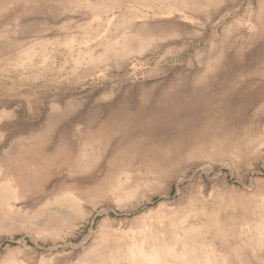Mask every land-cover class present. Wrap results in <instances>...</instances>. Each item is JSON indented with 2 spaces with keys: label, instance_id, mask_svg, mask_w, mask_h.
Returning a JSON list of instances; mask_svg holds the SVG:
<instances>
[{
  "label": "rangeland",
  "instance_id": "1",
  "mask_svg": "<svg viewBox=\"0 0 264 264\" xmlns=\"http://www.w3.org/2000/svg\"><path fill=\"white\" fill-rule=\"evenodd\" d=\"M0 264H264V0H0Z\"/></svg>",
  "mask_w": 264,
  "mask_h": 264
},
{
  "label": "bare ground",
  "instance_id": "2",
  "mask_svg": "<svg viewBox=\"0 0 264 264\" xmlns=\"http://www.w3.org/2000/svg\"><path fill=\"white\" fill-rule=\"evenodd\" d=\"M142 259V258H141ZM145 261V260H144Z\"/></svg>",
  "mask_w": 264,
  "mask_h": 264
}]
</instances>
